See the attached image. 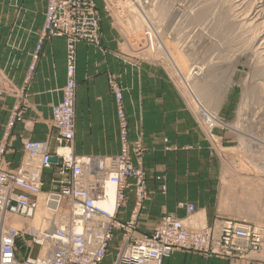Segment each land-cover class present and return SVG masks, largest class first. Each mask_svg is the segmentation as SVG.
Listing matches in <instances>:
<instances>
[{"label":"crops","instance_id":"obj_1","mask_svg":"<svg viewBox=\"0 0 264 264\" xmlns=\"http://www.w3.org/2000/svg\"><path fill=\"white\" fill-rule=\"evenodd\" d=\"M20 3L21 26L30 27L29 31L13 32L4 45L8 53L0 51V143L13 106L26 104L11 128V145L0 161L10 170L22 161L26 139L46 140L51 151L55 148L51 107L60 100L66 81L65 38L46 37L36 50L45 0ZM118 36L102 14L101 39L105 50L84 42L77 44L75 135L71 150L76 155L89 156L119 153L116 104L108 85V75L115 76L122 87L129 138L140 139L145 148L141 166L146 175L147 198L136 218L134 232L151 233L165 212L185 218L186 203L195 206L192 223L212 225L217 215L213 205L217 164L196 116L161 67L130 63ZM2 47L0 42V50ZM31 64L33 69L29 71ZM57 174L56 166L45 170L44 183L50 184ZM125 195L126 202L117 214L120 222L129 219L134 205L133 191L126 189ZM163 264H264V258L226 259L176 250Z\"/></svg>","mask_w":264,"mask_h":264},{"label":"built area","instance_id":"obj_2","mask_svg":"<svg viewBox=\"0 0 264 264\" xmlns=\"http://www.w3.org/2000/svg\"><path fill=\"white\" fill-rule=\"evenodd\" d=\"M50 36H61L66 41V81L60 100L51 107L56 146L51 151L46 140L26 139L23 159L15 170L5 169L0 163V264H102L117 229L124 235L113 264H163L175 250L238 258L259 249L261 228L235 219L223 218L212 225L196 228L184 224L171 213H164L151 233L134 234L136 218L147 198L141 166L145 148L140 139L132 141L129 138L122 87L113 77L108 81L116 104L119 153L114 156L76 155L70 147L75 135L77 44L99 45L100 42L94 0H45L36 50L40 49L42 40ZM32 69L33 64L29 71ZM25 107L24 102L16 103L9 114L0 143V161L11 145V128ZM52 156L56 157L55 162L50 161ZM53 166L58 176L51 179L49 189L44 191L43 172ZM109 186L114 189L111 211L102 207ZM126 189L133 191L134 205L129 219L120 222L117 214L126 202ZM39 199L52 214H65L64 220L45 225L38 232L31 231L30 225L23 230L12 225V217H26ZM185 207L188 214L194 212L193 204ZM18 239L28 247L31 244L39 248L45 246L46 253L20 259Z\"/></svg>","mask_w":264,"mask_h":264},{"label":"rangeland","instance_id":"obj_3","mask_svg":"<svg viewBox=\"0 0 264 264\" xmlns=\"http://www.w3.org/2000/svg\"><path fill=\"white\" fill-rule=\"evenodd\" d=\"M21 1L24 0H0V42L3 44L0 51L3 54L8 53L4 45L9 42L10 35L13 32L16 33L18 31L23 34L29 31L30 27L21 26L23 24ZM161 1L165 10L162 15L157 11L159 7L162 9V6L154 0H94L99 17L100 33L99 45L94 46L105 50L101 39V15L105 14L109 24L116 29L119 35L121 50L129 54L126 56L129 57L130 63L157 65L166 72L172 84L180 90L185 102L194 112L197 124L202 129L208 141L211 155L217 164V182L214 184L215 199L213 203L217 214L214 217L215 221L223 218L227 220L235 219L241 223L245 222L258 226L262 230V244L259 249L257 248L258 250L250 251L244 257L226 259H242L250 256L264 258V215L262 213L259 214L260 212L264 213L262 211L264 210V186H262L264 184V39L255 41L259 32L264 34V0ZM152 8L153 15L149 13ZM226 8H231L232 10H229L230 16L226 19V25L224 24L221 28L217 22L218 18L223 15L220 12H223ZM205 9L207 12L204 11ZM255 13L256 15L258 14L257 20L252 21L256 18ZM132 16L140 18L145 16L147 18L145 21L146 29L142 27L136 30L129 21L133 18ZM229 18L232 22L229 20L228 24ZM216 28H218L217 30L221 28V31L219 30L217 33ZM138 33L145 35L146 45L141 49H133L132 42L129 45L128 39L130 38L131 41V38ZM252 37L255 38L253 39ZM180 56L186 57V61L177 62L176 58ZM194 67L204 68L202 75L207 72L212 74L210 78L213 86L216 89V86L221 87V98L216 101H209L201 98L200 95L193 94L195 93L192 92L193 90L189 89V92L186 89L181 80V71L185 69L189 71ZM109 77H113L118 82L115 76L109 74L108 79ZM227 81H230L229 85L226 83ZM219 82H221L220 85L222 86L219 85ZM222 83L227 85L225 87L226 90L223 87L225 85ZM245 88L250 90L249 95L245 96ZM223 91L224 94L222 93ZM191 92L192 94H190ZM259 96H262L261 99ZM240 105L243 106L242 113L238 111ZM240 175L243 178L245 177L247 183L253 181L254 184L256 183L259 187L261 185L260 188H263L259 190V193L263 194H261V201L259 199L258 203L250 201V208H256V210L252 209L253 215H250V217L237 216L235 214L239 205L237 198H239L238 194L241 190V184L238 183L240 182ZM158 177L161 178L162 176ZM227 179L230 180V183ZM250 186L248 187L250 188ZM49 187L50 184L44 183V191H47ZM161 188L162 191L166 189L164 181ZM226 188L235 192L233 193L234 200L228 199L224 204H221L220 195L222 190H226ZM187 204L193 203H186L185 205ZM257 208L260 209L258 210ZM249 212H251V209ZM255 213H257L256 216H254ZM192 214L187 213L186 217L182 218L185 224L188 226L193 224L194 226L192 227L196 228L205 226L191 223ZM13 219L22 220L24 222L23 228L27 227V225L40 228L41 224L42 226L47 224L46 220L41 222V219L34 222L32 214L27 217H13ZM134 234L139 235L136 232ZM123 235L122 230H114L113 240L102 264H113ZM27 239V237L24 238V241L26 242ZM25 242L22 239L17 241L19 258L36 257L40 249L39 246L31 244L28 247ZM180 251L191 252L196 255L213 256L192 250Z\"/></svg>","mask_w":264,"mask_h":264},{"label":"bare ground","instance_id":"obj_4","mask_svg":"<svg viewBox=\"0 0 264 264\" xmlns=\"http://www.w3.org/2000/svg\"><path fill=\"white\" fill-rule=\"evenodd\" d=\"M154 1H156V2H159V4L162 6V1L161 0H154ZM161 1V2H160ZM213 2V1H212ZM216 3V2H215ZM227 3H230V2H227ZM147 4V3H146ZM204 6V5H203ZM211 6V5H210ZM226 6V5H225ZM229 6V5H228ZM230 7V6H229ZM231 8H229V9H227L226 8V10H224L223 12L221 11L220 13H223V15L222 16H220L221 18H218V22H217V24L219 25V27H221V26H224V24L226 25V19L228 18V16H230V14H229V10H230ZM150 10V9H149ZM194 10V9H193ZM213 10V9H212ZM232 10V9H231ZM158 13H160L161 15H162V13H165V10L163 9V6H162V9L159 7L158 8ZM204 11H206V9L204 10ZM207 12V11H206ZM149 13H151V15H153L154 14V12H153V8L149 11ZM187 13V12H186ZM185 13V14H186ZM230 13H231V11H230ZM232 14V13H231ZM134 15V14H133ZM218 15V14H217ZM253 15V14H252ZM258 15V14H257ZM257 15H256V13H255V16H256V18L255 19H253L252 21H255V20H257ZM254 16V15H253ZM254 16V17H255ZM133 18L132 19H130L129 21L131 22V24H132V26L134 25V27H135V29L137 30L138 28H144V29H146L145 27V21H146V17L144 16V17H142V18H140V17H136V16H132ZM201 17V16H200ZM131 18V17H130ZM145 18V19H144ZM189 18V17H188ZM224 18V19H223ZM149 19V18H148ZM155 19V18H154ZM186 19V18H185ZM260 19V18H259ZM189 20V19H188ZM196 20V19H195ZM229 20H230V18L228 19V24H229ZM233 20V19H232ZM251 20V19H250ZM215 21V20H214ZM230 22H232L231 20H230ZM213 24H215L214 22H213ZM232 24V23H231ZM243 24V23H242ZM246 24V23H245ZM233 25H234V23H233ZM236 25V24H235ZM151 26H152V24H151ZM216 27V26H215ZM218 27V26H217ZM231 27V26H230ZM229 27V28H230ZM222 28V27H221ZM220 28V29H221ZM228 28V27H227ZM232 28V27H231ZM213 29H215L214 27H213ZM218 28H216V31H217V33H218V31L220 30H217ZM229 30H231V29H229ZM215 31V30H214ZM221 31V30H220ZM232 32V31H231ZM150 33V32H149ZM148 33V34H149ZM215 33V32H214ZM220 33V32H219ZM153 34V33H152ZM178 35V34H177ZM253 35V34H252ZM219 37V36H218ZM256 37V36H255ZM254 37V38H255ZM220 38V37H219ZM253 38V37H252ZM253 38V39H254ZM152 39V38H151ZM224 39V38H223ZM261 39H264V34H261V32H259V34L257 35V37L255 38V41H258V40H261ZM128 41H129V45L131 44L130 42V38L128 39ZM254 41V40H253ZM262 42V41H261ZM132 45V44H131ZM262 48V47H261ZM141 49V48H140ZM263 49H264V46H263ZM262 49V50H263ZM145 50V49H144ZM189 53V52H188ZM172 54V53H171ZM149 55V54H148ZM175 56V55H174ZM186 57H184V56H180V57H178V58H176V61L178 62V61H186ZM172 60H174V59H172ZM175 65V64H174ZM177 65H178V63H177ZM204 69V68H203ZM203 69L202 68H199V67H194L193 69H190L189 71L187 70V69H185V70H183V71H181L182 73H181V75H182V81H183V83H184V85L186 86V89L190 92V90H193L192 92H195V93H193V94H197V95H200L201 96V98H204V99H206V100H209V101H216V100H218V98H221L220 97V92H221V90H220V88L221 87H218V86H216L217 87V89L213 86V83H212V80H211V78H210V76L212 75V74H209V72H205L206 74H204V75H202V73H203ZM214 72V71H213ZM179 74V73H178ZM180 75V74H179ZM214 78H216V77H214ZM228 80H230V79H228ZM216 81H218V80H216ZM222 81V80H221ZM230 82V81H229ZM228 81L226 82L227 84L229 83ZM217 83V82H216ZM220 83L221 82H219V85H220ZM215 84V83H214ZM223 84V83H222ZM231 84H233V83H231ZM218 85V84H217ZM223 85H225V83L223 84ZM229 85V84H228ZM220 86H222V85H220ZM227 85H225V86H223L224 88L226 87ZM190 89V90H189ZM223 89V88H222ZM225 90H226V88H225ZM244 91H246L245 92V96L250 92V90L248 89V88H245V90ZM192 92L190 93V94H192ZM263 92V91H262ZM223 94H224V91L222 92ZM221 93V94H222ZM243 93V92H242ZM243 95H244V93H243ZM249 95V94H248ZM259 95V94H258ZM195 96V95H194ZM244 96V97H245ZM257 97V96H256ZM260 97V96H259ZM258 97V98H259ZM262 97V96H261ZM261 97H260V99H261ZM192 98V97H191ZM200 98V99H201ZM258 98H256V99H258ZM221 100V99H220ZM219 100V101H220ZM202 101V100H201ZM218 101V102H219ZM243 108V106L242 105H240L239 106V109H238V111L240 112V113H242V109ZM218 122V121H217ZM226 126V125H225ZM236 126V125H235ZM236 131V130H235ZM240 131V130H239ZM64 151H66V150H64ZM241 176V175H240ZM224 178H225V176H224ZM249 178V177H248ZM226 180V179H225ZM228 180V179H227ZM254 180V179H253ZM229 181V183H230V180H228ZM239 181L240 182H238V183H240L241 185V190L239 191V194H238V197L239 198H237L238 199V201L239 202H237V203H239V205H238V207H240V209H238V207L236 208V210H237V212L235 213L237 216H243V217H250V215H253L252 214V209H254L253 207L252 208H250L251 206H250V201L251 202H257L258 201V199L260 200L261 199V194L259 193V190L261 189H263V188H260L261 187V185H260V187L255 183H253V181L252 182H249V183H247L246 182V180H245V177L243 178L242 176L239 178ZM228 183V184H229ZM251 185V186H250ZM248 186H250V188L248 187ZM262 186H264V184L262 185ZM264 192V191H263ZM233 193H235V192H232V191H230L229 189H227L226 188V190L224 189V190H222V192H221V195H220V202H221V204H224V202L226 201V200H228V199H231V200H234V194ZM258 193V194H257ZM107 200L106 201H104L103 203H102V207H104V208H106V209H108L109 211H111V210H113V201H114V189H113V187L112 186H109L108 188H107ZM237 195V194H236ZM235 195V196H236ZM263 195V194H262ZM245 196V198H243ZM236 198V197H235ZM264 199V198H263ZM236 201V200H235ZM261 201V200H260ZM264 202V201H263ZM258 203V202H257ZM262 203V202H261ZM260 204V203H259ZM252 205V204H251ZM263 205H264V203H263ZM258 206V205H257ZM257 206H255V207H257ZM226 207V206H225ZM259 207V206H258ZM264 207V206H263ZM251 209V212H249V210ZM258 209V208H257ZM260 209V208H259ZM258 209V210H259ZM261 209H263V208H261ZM235 210V209H234ZM233 210V211H234ZM238 210H239V213H238ZM254 210H256V208L254 209ZM262 211H264V210H262ZM258 212H260V211H258ZM254 213V212H253ZM262 213V215H264V213L263 212H260L259 214H261ZM29 214V215H28ZM30 214H32V216H33V221L35 222L36 220H38V219H41V222H44V220H46L47 221V224L46 225H48V224H51L52 222H54V223H56V224H59L62 220H64V218H63V215H65V214H63V213H58V214H52V212H51V210L45 205V203H44V201L42 200V199H39L38 200V202H37V204L35 205V207L34 208H30L28 211H27V214H26V217L27 216H30ZM256 214L257 213H255V215L254 216H256ZM259 214H258V216H259ZM53 215H55V216H53ZM261 216V215H260ZM11 221H12V225H14L16 228H20V229H23V227H24V222L22 221V220H18V219H13V217H12V219H11ZM190 222V221H189ZM28 223V222H27ZM184 223V222H183ZM192 223V222H191ZM185 224V223H184ZM42 227H44V226H42V224H41V226H40V228H37V227H30V230L31 231H35V232H38L39 230H41L42 229ZM262 231V230H261ZM264 240V239H263ZM46 253V247L45 246H42V247H40V249H39V252H38V254H39V256H43L44 254Z\"/></svg>","mask_w":264,"mask_h":264},{"label":"water","instance_id":"obj_5","mask_svg":"<svg viewBox=\"0 0 264 264\" xmlns=\"http://www.w3.org/2000/svg\"><path fill=\"white\" fill-rule=\"evenodd\" d=\"M131 42L133 49L143 48L146 45L145 35L143 33H138L131 38ZM50 161L55 162L56 157L52 156Z\"/></svg>","mask_w":264,"mask_h":264}]
</instances>
